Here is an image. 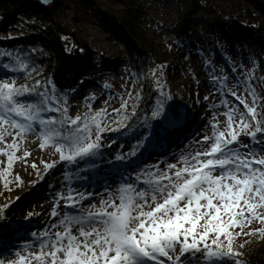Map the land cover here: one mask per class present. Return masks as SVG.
<instances>
[{
  "label": "rangeland",
  "instance_id": "rangeland-1",
  "mask_svg": "<svg viewBox=\"0 0 264 264\" xmlns=\"http://www.w3.org/2000/svg\"><path fill=\"white\" fill-rule=\"evenodd\" d=\"M97 1L102 8H124L123 4L120 5V3L113 5L106 0ZM124 1L130 4L129 6L133 11L139 12L137 24L143 29L145 38L151 39L156 45L157 52L160 54L169 51L171 55L170 77L168 78L170 79V87L188 102L191 106L189 109L193 111V117L190 119L185 117L186 120H184V116L178 108L169 106L159 119H150L146 125H141V127L143 126L142 129L137 128L132 137L114 145L110 136L99 135L100 139L97 141L98 133L91 132L88 142L97 143L99 148L94 150L95 155L85 156V158L93 161L94 164L86 165L79 159L73 162L76 166L74 169L71 167L74 165L60 159L62 154L65 156L70 154L69 149L65 147L61 151H57L55 146L41 147L44 144L42 143L40 120L46 117H54L56 120L58 115L62 114L64 121L68 123L72 120H78L79 114L87 110L88 116H98L106 124L113 121L116 112L129 110L135 104L138 94V83L125 51L113 38H108L90 12L88 13L83 8L78 7L72 0H63L64 11L61 13L60 21L67 26L75 27L78 35L87 41L97 54L102 53L107 58V63L103 67V71H99V75L87 77L82 83L78 95H74L72 98L67 99L65 95H61L53 87L47 88V99L43 106L38 103L34 104V111L31 115L27 113L20 115L27 123L33 124L35 131L25 132L22 142L18 145L12 146L14 138L17 137V131L0 128V202L5 188L4 175L6 174L7 160H9L5 152L9 148L14 150L17 146L18 153L13 171L15 178L21 184V188L12 193V200L3 201L5 206L0 204V248L4 243L8 244L7 239L19 229V227H15L14 232L12 229L5 233L6 225H23L29 218L25 215L22 217L23 215L20 213L22 208L43 210L46 208L43 205L50 202L55 207L63 203L65 199L67 200L69 192L79 186L78 189L91 186L93 188L91 193L99 195L102 190L98 187L105 184L104 176L107 174L108 165L117 161L116 159L122 160V165L125 167L131 161L139 160L147 152H151L150 157L153 155L158 157L157 155L162 154V152H174V147L175 145L177 147V144L180 145L177 150L181 152L183 142L178 141L177 144L172 145L176 141L175 135L166 132L168 126L174 124L173 121L178 123L183 121L182 124L185 123L186 130H189L191 125L197 126L203 123L204 129L196 135L198 139H202L204 136H213V126L217 123L219 124L218 130L225 132V138H230L228 136L227 112L234 110L236 120L233 122L231 131L238 134V141L248 143L250 137L244 134L239 119L240 114L246 112L244 104L239 102L240 99H243L248 107L257 109L256 121H259L264 128V97L255 75V56L246 47L247 44L243 46L238 42H233L234 39L230 41L218 29L211 32L206 23L207 20L212 19L213 14L207 16L200 14L199 20L192 23L190 30H186L187 35H189L188 38L171 39L170 34L174 25L179 23V19L187 11L191 0ZM214 1L224 9L246 10L249 8L264 18L244 0ZM17 33L19 32L11 30L0 34V49L6 46L3 42H7V39L18 35ZM21 80V76L0 72V85L8 83L13 87H19ZM237 83L244 87H237ZM233 92L236 94L235 97L232 95ZM253 96L256 97L255 103H253ZM52 106L59 108L60 111L49 110ZM27 107V104L23 105V108L26 109ZM41 108L43 110H37ZM33 117L36 119L33 120ZM247 118L251 120L250 115ZM77 124H79V120ZM157 130L159 131L157 132ZM186 130H182L181 136L187 132ZM252 130H254V122L253 128L248 131ZM259 136L260 134H258V138ZM213 138L215 139L214 136ZM213 142L211 141L209 146ZM186 145L189 148L194 147L191 142ZM231 147L235 148L236 144L231 145ZM157 148H160L158 150L161 152H157ZM196 149H198L197 146ZM48 165H52V167L49 168ZM129 174L134 175L133 172ZM142 181L145 180L141 178L138 183L142 184ZM113 187L120 191L127 189L124 185ZM117 199L119 200V198ZM67 202L68 200L64 203ZM3 207L6 208L5 213L2 212ZM53 207L47 206L51 210ZM256 212L264 215V209H257ZM244 215L250 214L245 210ZM59 218L64 220V216ZM52 219L50 214L48 220ZM223 219L226 220L228 217L223 216ZM236 219L240 220L243 217L238 216ZM203 223L204 221H201V224ZM197 231H202L199 225ZM228 231L237 244L244 243L246 238H255L256 245H264V220H253L250 224L244 225L243 229L235 227L228 229ZM45 233L46 231L41 232L33 227H23L18 233L23 235L22 239L16 240V242L38 241L44 237ZM215 238L214 233H210L207 242L212 245ZM219 240L225 245L222 250L226 252L227 237L221 235ZM16 245L15 247L18 248ZM213 247L215 246L213 245ZM4 248H7V245ZM39 251L40 248L36 252L39 253ZM30 253H28L29 256L18 254L13 258L14 264H37L30 258V255H34V253ZM233 258L238 259L235 256ZM235 260L225 262L232 264ZM47 264H50V259H48ZM201 264H214V262L201 261Z\"/></svg>",
  "mask_w": 264,
  "mask_h": 264
},
{
  "label": "snow or ice",
  "instance_id": "snow-or-ice-1",
  "mask_svg": "<svg viewBox=\"0 0 264 264\" xmlns=\"http://www.w3.org/2000/svg\"><path fill=\"white\" fill-rule=\"evenodd\" d=\"M237 87L244 86L237 83ZM25 91L8 83L0 85V120L18 126L21 132H34L32 123L19 124L12 114L31 115L34 104H44L47 92L39 94L42 99L38 102L14 99ZM232 95L235 97V92ZM255 101L253 96V103ZM239 102L246 109L239 119L244 134L250 137L248 143L238 141V134L231 131L236 115L234 110L228 111L230 138H225V132L218 131L214 125V142L198 152L193 163L173 175L165 172L157 178L153 173H147L149 178L144 181L147 188L136 191L129 186L131 194L128 191L121 194L119 204L103 201L98 211H85L69 193L65 207L73 208V212L65 213L67 219L59 222L65 231H57L55 239L49 237L47 241H41L40 251L35 255L37 264H47L49 258L50 264H201V261L220 264L226 257H239L241 253L234 251L233 237L228 229H243L253 220H264V215L256 212L264 209V128L256 121L257 109L248 107L243 99ZM24 104L28 106L26 109ZM49 110L60 111L54 106ZM249 115L251 120L247 118ZM47 121L55 122V118L46 117L40 123L43 125ZM253 122L254 130L248 131L253 128ZM68 123L77 125L78 120ZM99 130L98 125L97 133ZM77 132L79 134L53 131L54 135L63 138L54 143L56 150L65 147L70 150L68 156H60L61 161L95 155L94 150L99 148L97 143L88 142L89 128ZM213 136H204L201 143L212 140ZM99 139L97 134L96 140ZM233 144H236L235 148L231 147ZM201 156L207 159H201ZM136 180L140 182L141 177ZM146 207L148 211H145ZM245 210L250 215L245 216ZM57 215L54 210L53 216ZM238 216L243 219L237 220ZM198 225L202 231H197ZM73 227L79 238L71 234ZM210 233L216 237L212 245L207 242ZM221 235L227 237L226 252L222 250L225 245L219 240ZM234 264H241V261L236 259Z\"/></svg>",
  "mask_w": 264,
  "mask_h": 264
},
{
  "label": "trees",
  "instance_id": "trees-1",
  "mask_svg": "<svg viewBox=\"0 0 264 264\" xmlns=\"http://www.w3.org/2000/svg\"><path fill=\"white\" fill-rule=\"evenodd\" d=\"M72 1L90 12L108 38H113L125 51L138 83L137 100L126 112H116L113 121L106 124L97 118L98 116H88L87 110L79 114L77 125L67 123L62 114H59L55 122L47 121L40 125L43 148L54 147V143L63 140L62 137L54 135L53 131L79 134L78 129L87 127L91 132H97L98 125V134L110 136L114 145L129 136L132 137L133 132L139 127L142 128V124L146 125L150 119L160 118L169 106L178 108L184 120L193 117L188 102L170 87L169 51L159 54L153 41L145 38L143 29L137 24L138 11H133L130 4L124 0H106L113 5L123 4L122 9L102 8L97 0ZM259 1L264 3V0ZM228 10L217 5L214 0H191L179 23L174 25L170 37L173 40L188 38L186 30H190L192 23L199 20L200 14H213L212 19L206 23L211 32L220 30L230 41L234 39L233 42L243 46L247 44L246 47L254 54L255 75L264 97V18L249 8ZM63 11V0L48 7H42L34 0H0V34L11 30L19 32L18 35L7 39V42H3L6 46L0 49V72L21 76V85L14 88L27 90L14 99L38 102L42 99L39 94L52 87L69 99L78 95L87 77L97 76L99 71H103L107 58L102 53L97 54L93 47L78 35L75 27L60 21ZM12 116L19 124L27 123L22 116L15 113ZM0 128L18 132L12 146L22 142L25 132H21L18 126L0 120ZM17 149L18 146L5 152L9 160L4 175L6 183L1 206L5 201L12 200V193L21 188L13 171ZM79 159L86 165L94 164L85 157H75L74 161L65 162L74 165L73 162ZM256 242L255 238H246L244 243L240 244L232 240L234 251L241 253L238 257L241 264H264V245H256ZM225 259L235 260L233 257ZM225 261L220 264H226Z\"/></svg>",
  "mask_w": 264,
  "mask_h": 264
},
{
  "label": "bare ground",
  "instance_id": "bare-ground-1",
  "mask_svg": "<svg viewBox=\"0 0 264 264\" xmlns=\"http://www.w3.org/2000/svg\"><path fill=\"white\" fill-rule=\"evenodd\" d=\"M156 119H159V118H156ZM182 122L183 121L178 123L177 121L176 122L173 121L172 123L174 124L169 125L166 130V132L172 135H175L176 141H174L172 145L177 144L178 141L183 142L181 146L182 147L181 152L177 150V148L180 146L179 144H177V147L175 145L174 147L175 151L172 153H168L167 151L164 153L162 152V154L160 155H157L158 157L154 155L152 156L156 158L150 157L151 152L150 153L147 152L143 154L139 160L131 161L129 165L125 167L122 165V160L116 159L117 161L111 164L108 163L110 165H108L109 167L107 168V174L106 176H104L105 184H102L98 187L100 190H102V192L99 195H93L91 193L93 189L91 186H89L88 188L83 187L82 189H78L80 188L79 186L78 188L76 187L77 189H74L71 192H69L72 194V199L77 200L79 202L78 206L82 209L84 208L85 211H98L102 207L103 201H110V202H115L116 204H119L120 199H121V194H123L125 191H128L131 194V190L129 189V186H132V188L135 189L136 191H139L142 188H147V184L144 181H142L143 182L142 184H139L136 180V177H141L144 180H147L149 178L147 173L149 172L153 173L155 177L157 178L159 177L161 173H165V172H167L169 175H173L175 171L189 166L191 163L194 162L193 157L198 152H202L203 148L208 147L210 142L214 141V138L212 140H209L206 143H201L202 139H198L196 135L198 134V132L200 133L202 129H204L203 128L204 124L202 123L197 126L189 125L190 126L189 130H186V128L184 127L185 123L182 124ZM215 125H216V129L218 130L219 124L215 123ZM142 128H138V129H142ZM182 130L187 131L185 134H183V136H181ZM158 131L159 130H157V132ZM130 137L131 136H129V138ZM190 142L194 144L193 148L192 147L189 148L186 145ZM196 146L198 147V149H196ZM158 149L160 148H157V152L160 151ZM201 159H206V157L201 156ZM186 161L188 162L187 164L185 163ZM71 167L73 169L76 168L75 165ZM130 172H133L134 175H130L129 174ZM117 185L118 187L124 185L127 187V189L120 191L119 189L113 187V186L116 187ZM117 198H119V200ZM67 200H69V194H68ZM67 200L65 199L63 203H60L56 205L55 207H53L54 204L52 202L46 203L43 205L44 208L46 207L43 210L35 209V208L27 210L28 209L27 207L22 208L20 212L23 215L22 217H24L25 215V216H28L29 218H27L26 223H23V225H19V226H15L14 224L6 225L7 227L4 229L5 233L6 231H11L12 229L14 232V230H16L15 227L17 228L19 227V229L16 232L12 233V236H10V238L7 239L8 244L4 243L1 246L2 248H4L5 245H7V248H4L3 250L0 251V264H8V263L14 264L15 262L13 258H15L18 254L29 256L28 253L30 252L34 253V255H30L31 256L30 258L35 263H37V261L35 260V255L38 254V252L36 251L38 250L41 244V241L42 240L47 241L49 237H51L52 239H55V233L57 231L61 233L65 231L64 226L63 228H61L62 225L59 223L61 219L59 217L64 216V220H66L67 218L65 217L64 214L73 212V208L65 207L66 203L64 202H66ZM47 206H52L53 209L52 210L48 209ZM146 209H147L146 211L149 210L147 207ZM54 210L58 213V215L55 217L53 216ZM108 210L111 211L112 209L109 208ZM5 211H6V208L2 210V212L4 213ZM50 214L52 215V218H53L52 220H48ZM23 227H33L34 229H39L41 232L46 231V233L44 237L42 239H39L38 241L36 240L32 242L27 241L25 243L24 242L17 243L16 240L19 241L20 239H22L21 237L23 235L18 234V233H20ZM71 234L79 238V233L74 227L71 228ZM14 241L17 243V245ZM15 245L18 248H16ZM149 264H155V262L154 263L150 262Z\"/></svg>",
  "mask_w": 264,
  "mask_h": 264
},
{
  "label": "water",
  "instance_id": "water-1",
  "mask_svg": "<svg viewBox=\"0 0 264 264\" xmlns=\"http://www.w3.org/2000/svg\"><path fill=\"white\" fill-rule=\"evenodd\" d=\"M40 3L42 7H48L54 2H59L61 0H47V2H42V0H34ZM248 5L252 6L258 13L264 16V3L259 0H244Z\"/></svg>",
  "mask_w": 264,
  "mask_h": 264
}]
</instances>
